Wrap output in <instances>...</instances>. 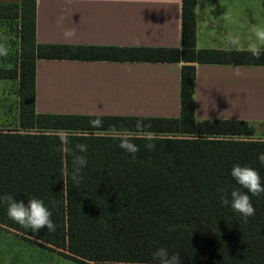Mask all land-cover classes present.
<instances>
[{
    "label": "trees",
    "instance_id": "trees-1",
    "mask_svg": "<svg viewBox=\"0 0 264 264\" xmlns=\"http://www.w3.org/2000/svg\"><path fill=\"white\" fill-rule=\"evenodd\" d=\"M197 0H182V44L176 46L39 43L37 0L0 3V19H19V56L0 67V78L19 81L18 126L0 127V196L25 204L40 199L52 212L55 231L22 227L0 202V229L82 264H156L168 249L181 264H264V193L252 196L247 222L223 192L247 189L231 176L234 165L256 169L264 185V122L238 118L197 119L196 63L264 65V49L197 48ZM38 58L183 62L180 115L138 116L52 113L36 110ZM99 119L100 126L90 121ZM161 137L153 150L144 139L134 155L115 133ZM60 134L69 139L62 145ZM87 146L79 187L71 180V150Z\"/></svg>",
    "mask_w": 264,
    "mask_h": 264
},
{
    "label": "crops",
    "instance_id": "crops-1",
    "mask_svg": "<svg viewBox=\"0 0 264 264\" xmlns=\"http://www.w3.org/2000/svg\"><path fill=\"white\" fill-rule=\"evenodd\" d=\"M251 4V0H197V48L246 49L250 16L264 12V1ZM36 10L39 43L182 44V0H37ZM13 20L19 28L20 20ZM72 28L76 35L66 39L64 31ZM8 32L9 26L0 23L1 37L6 38L0 44L8 48V55L0 57V63L7 65L0 67H11ZM182 65L38 58L36 110L111 115L136 111L176 117L180 115ZM195 102L197 119H264V65L196 63Z\"/></svg>",
    "mask_w": 264,
    "mask_h": 264
},
{
    "label": "clouds",
    "instance_id": "clouds-1",
    "mask_svg": "<svg viewBox=\"0 0 264 264\" xmlns=\"http://www.w3.org/2000/svg\"><path fill=\"white\" fill-rule=\"evenodd\" d=\"M66 39L72 38L76 35L75 28L66 29L63 33ZM257 37L264 41V30H257ZM249 51L252 55L259 57L260 51L256 47H251ZM8 55V48L0 44V57H6ZM93 127L100 126L102 121L95 119L90 121ZM145 125L142 121H137L136 129L142 135H130L128 133H115L113 138L120 141L119 147L128 153L135 154L139 151L138 145L133 141L136 139H144L147 141L145 148L153 150L156 145L154 141L161 139L153 132H144ZM60 140L62 145H68L69 139L66 135L60 134ZM264 142V141H262ZM87 146L84 144H77L74 149L71 150L72 155V172L71 180L74 186L79 187L83 177L82 170L87 166L88 161L84 155L79 153H85ZM261 164H264V153H261L258 157ZM231 176L236 182L243 188L247 189V192L240 190H233L231 192V200L223 189L222 204L225 206L231 203V207L234 211L239 213L245 222L249 217L255 215V208L251 202L252 196H257L264 193V185L261 183V176L256 169L247 166H241L239 164L234 165L231 170ZM0 202L7 204V212L10 219L20 224L22 227L31 229L33 232H40L45 228L48 231H55L56 225L51 219L52 212L44 205L43 201L36 198H31L28 203L25 204L23 200H15L12 195L4 194L0 196ZM153 259L156 264H181V259L178 254H170L168 249L160 248L153 253Z\"/></svg>",
    "mask_w": 264,
    "mask_h": 264
},
{
    "label": "rangeland",
    "instance_id": "rangeland-1",
    "mask_svg": "<svg viewBox=\"0 0 264 264\" xmlns=\"http://www.w3.org/2000/svg\"><path fill=\"white\" fill-rule=\"evenodd\" d=\"M264 0H251V6H257ZM17 20L3 19L1 24L9 26L8 46L10 54L11 67L18 62L19 56V28ZM264 30V12L258 10L251 14L250 22L248 23V39H244L246 49L251 47L263 48L264 41L260 40L256 32ZM6 40L1 37L0 41ZM250 47V48H249ZM9 58V59H10ZM7 65L6 62L0 65ZM19 81L18 79H0V127H15L18 126L19 118ZM124 115V114H123ZM126 115L138 116H156L146 114H136V111H130ZM158 116V115H157ZM247 120V119H246ZM248 121V120H247ZM251 123L259 124L264 122V119L249 120ZM258 128L253 138L264 137ZM0 264H82L71 258L64 257L55 251L37 245L27 239L20 237L11 232L0 229Z\"/></svg>",
    "mask_w": 264,
    "mask_h": 264
}]
</instances>
